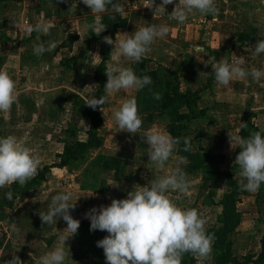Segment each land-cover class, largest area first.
<instances>
[{
  "label": "crops",
  "instance_id": "1",
  "mask_svg": "<svg viewBox=\"0 0 264 264\" xmlns=\"http://www.w3.org/2000/svg\"><path fill=\"white\" fill-rule=\"evenodd\" d=\"M159 2L161 0H156L157 4ZM120 3L124 6V10L120 14L127 18V24L116 31L113 37L114 43L118 41L121 35H131L136 26H143V24L169 25V34L164 38L156 39L151 45V51L142 59L146 60V63L150 62L176 73L181 92L199 91L197 106L199 109H205L206 114L203 118L194 119L190 123V127L200 129L199 125H193L205 121L203 128L198 131L208 133L216 148L229 144V155L224 150L219 155H223L229 161L226 162L225 167L228 165L231 167L235 161L233 158L235 148L230 147L228 132L238 133L239 125L251 113L256 114L254 117L256 126L260 128L261 125H264V78L259 81H253L250 77L233 78L226 86L217 85L212 74L211 65L206 63L220 62L221 60L231 62L234 58H238L244 61L243 66L246 69L255 67L264 71V54L258 56L251 54V47L257 39L251 37L239 41L241 33L254 34L260 39H264V0H215L217 8L215 18L211 16L201 18L199 13L189 14L184 24H176L174 21L167 19L168 11L172 10L174 3L166 5V10L163 13L143 6L144 0H120ZM246 4L250 7L249 12L246 8L241 9ZM104 13L94 15L79 0H5L0 2V70L8 72L15 82L16 101L13 103V108H11L12 113L16 114L24 108L25 112L30 111L34 114L32 119L24 121L14 120L8 122L5 120L6 118L2 119L5 114H0V119L4 121V123L1 121L4 128L8 126L14 129L13 135L19 142L24 145L31 143L29 147L33 146V148H30V150L40 160L54 159L49 163H41L38 167L58 161V155L63 152V141L65 140L63 138L64 140L59 141L54 137L56 124L49 119H38V113L42 110V112H45L46 118L58 117L63 111L62 101L64 95L69 92V95L76 94L84 100L99 97L97 93L99 86L94 79L95 71L99 65L93 66L91 64H100L103 58H106V63L111 62L107 59L113 45L103 41V37L107 36L105 31L111 28L104 24V30L97 35L90 31L89 25L94 23L97 15L102 23ZM143 13L149 17L147 21H143L144 16H141ZM16 19H23L29 24L35 23L37 20H43L50 24L49 33L18 31L12 23ZM69 34L78 35V40L72 46H61L67 40ZM49 41L56 44L51 52L46 51L41 55L34 54V45L44 43L46 46ZM95 44L98 45V48ZM198 49H203V51H198ZM73 56H78V61L75 64L73 63L74 65L65 66L62 64L64 57L71 58ZM121 62L125 67L137 65V63L126 59ZM210 78L212 80L209 82ZM138 95L139 91H136L135 100L137 105L139 103ZM105 96L108 100L109 94L105 93ZM36 97L41 98L40 104L35 100ZM107 102L101 108L103 123L98 128V136L102 141V145L89 149L83 158L73 161L65 169L53 168L46 175L45 181L27 192L26 196L20 197L24 199L20 207L23 204L33 203L32 197H35L33 192H40L42 196L48 191L69 190L72 188L75 179L81 183V186L78 185L79 192H85L87 196L86 199H83L84 202L81 207L70 212L73 218L80 215L84 209L88 211L91 206L93 207L91 205L93 202L88 199V197H93V194L102 197L97 207L110 204V198L107 196L109 190L106 186V179L109 176L114 177L115 173L114 171L102 169L99 158L101 156L117 157L122 161V165H126V159L119 154L123 152V148L118 150L117 147L120 145L116 147L112 145V140H117V135L114 133L116 125L115 122L107 120L108 116L105 112V109L108 108ZM70 105L72 117L75 116L76 138L85 142L88 139L87 132L91 126V119L75 114L72 99ZM149 121L150 123L147 122L143 126L146 127L145 130L153 127V120ZM20 129L23 131H19ZM2 134L3 131H0V136ZM134 138L136 139L134 140L135 149L140 148V154H147L148 146L143 142L141 134H136ZM26 140L29 142L26 143ZM176 156L181 157L180 154ZM80 163L84 167L81 171L75 169V166ZM221 169L223 168L221 167ZM182 170L188 179L194 178L196 172H198L189 171L185 167ZM166 171L170 170L164 168H159L154 172L146 170L147 174L144 178L148 177L150 179L153 175H163ZM239 171V167L232 170L238 175ZM120 175L132 177L130 182L134 183V175L131 170L124 168ZM98 176L102 178L98 179V188L94 190L92 185L89 184L90 179L95 180L94 178H99ZM85 178H88L89 181L86 180L88 183L83 182ZM62 184H65V186ZM263 187L264 184H261L257 190L247 191V193L255 197ZM5 191H7V188L0 189V193ZM128 191H124L123 194H127ZM180 193L179 191H171L167 194L179 198ZM192 200L196 201V199ZM0 201L3 204L5 203V199L2 197ZM214 203H218V201ZM214 203L212 202V204ZM183 206L185 207V205ZM178 207L181 208L180 205ZM198 207H200V204L196 206V208ZM2 209L6 210L3 211ZM15 212H17V209L14 208V205L13 207L5 206V204L0 206V224L8 222ZM205 219L208 218L205 217ZM58 220L62 219L54 220L51 225H44L42 222L40 224L29 223L28 231L25 230L22 237H18L17 240H9L8 237L5 241L4 238L0 239V261L2 264H11L10 260L15 257L20 259V264H36L41 254L51 250L58 243L57 235L58 233L59 235L62 234L57 228L60 225ZM83 222H86L85 228L87 229L83 227ZM239 227L236 232H238ZM83 233L87 236L84 237ZM63 234L70 233L63 232ZM105 235H107L105 231L90 230V221L85 217L84 220L80 221L77 232L68 238L73 239L70 246H64L66 251L65 264H105L102 248L97 247V244L84 247V244H88L85 242L98 241ZM75 239L84 242L81 248L75 247ZM18 240L24 245L33 242V240L39 242L45 240L47 244H45L46 248L41 247L40 251L29 252L27 247H21V249L15 247L14 243H18ZM52 241L56 242L55 245ZM11 244L13 245L11 246ZM12 248L16 250L14 251ZM240 254L245 256L249 252Z\"/></svg>",
  "mask_w": 264,
  "mask_h": 264
},
{
  "label": "clouds",
  "instance_id": "2",
  "mask_svg": "<svg viewBox=\"0 0 264 264\" xmlns=\"http://www.w3.org/2000/svg\"><path fill=\"white\" fill-rule=\"evenodd\" d=\"M86 5L90 12L103 13L106 10L120 14L124 10L120 0H79ZM168 11L167 19L176 24H184L189 14L199 13L216 17L215 0H144L143 6L163 13L166 5L173 4ZM18 31L26 33L48 34L50 24L37 20L29 24L23 19L12 22ZM90 31L99 35L105 28L100 17L95 16L94 23L89 25ZM167 24H149L135 27L131 35L119 36L118 41L110 36H104L103 41L113 45L109 54L111 62L104 64L107 76L104 84L106 94L120 90H142L151 85L148 75H137L131 67L122 64V58L138 63L151 51V45L156 39L169 34ZM127 33V32H126ZM116 39V37H115ZM56 47L55 42L49 41L34 45L33 52L41 55L51 52ZM203 51V49H198ZM251 54H264V39H257L251 47ZM210 64L212 74L217 85L226 86L233 78L250 77L253 81L264 78V71L255 67L246 69L242 59L234 58L231 62L221 60ZM91 65H99L92 63ZM156 99L159 94H153ZM16 101L15 82L8 72L0 70V112L7 111ZM107 96L92 97L84 103L93 109L103 106ZM111 119L115 122L116 130H124L132 134L139 133L142 120L138 114L137 103L134 98L123 101L119 107L113 108ZM240 128L247 125L241 122ZM261 130L242 137L237 132H228L230 147L239 148L235 163L240 171L238 186L243 191H255L264 184V125ZM142 140L148 146V161L157 168L163 169L172 154L181 144L180 138H174L167 132L150 128L140 133ZM183 151L191 150L189 137L183 138ZM176 164L163 175L153 176L146 184H134L125 198H113L108 205L93 206L85 212L90 221V230L105 231L99 239L97 247L103 249L105 264H180L184 253H191L198 259V264L207 260L212 249L213 236L205 228L206 219L194 208L182 209L169 199L170 191L183 192L190 195L189 182L185 172L180 167L183 157L175 158ZM40 159L14 135L0 136V189L4 192V199L12 200L13 193L10 186L13 183L24 185L31 179L40 165ZM66 180V178H65ZM67 182V181H66ZM112 185V184H109ZM75 207L72 202V192L58 191L52 195L46 211H39L42 224L51 225L54 220L62 219L70 234H60L58 243L49 251L41 254L36 264H65L66 240L78 230L80 221L70 214ZM11 264H20L18 257L13 258Z\"/></svg>",
  "mask_w": 264,
  "mask_h": 264
},
{
  "label": "rangeland",
  "instance_id": "3",
  "mask_svg": "<svg viewBox=\"0 0 264 264\" xmlns=\"http://www.w3.org/2000/svg\"><path fill=\"white\" fill-rule=\"evenodd\" d=\"M158 3V2H157ZM160 3V2H159ZM244 8H246L249 12L250 7L246 4V6H243L241 9L243 10ZM236 13V12H235ZM141 16L143 17V21H147L149 19V17H147L145 15V13L141 14ZM146 24H143V26ZM95 37H97V35H95ZM97 40V38H96ZM100 41V39H98ZM95 46L98 48V45L95 44ZM93 53V52H91ZM90 53V54H91ZM89 54V55H90ZM68 59L69 57H64V59ZM124 60V59H122ZM129 67V66H127ZM133 69V65L130 66ZM147 69L151 72H156L155 75H153L151 77L152 83L151 84H156L155 87H157V90L153 91L154 93L159 94V96L163 95V88L161 84H164L167 79L169 78L171 81H173V77L170 75L168 76L167 72L165 71V69L163 67H160L159 65L153 64L148 62L147 63ZM135 72V70H134ZM136 73V72H135ZM70 93V92H69ZM69 93H66L64 95L62 104H63V111L62 113L57 117H52V118H46V114L45 112H42L41 108V112L38 113L37 118L38 119H42V120H47L49 119L50 121H52L53 123L56 124V129L53 133V136L56 137L59 141L64 140L63 138H66V133L65 131L70 128L71 126L75 127L76 126V122H75V116L73 115L72 117V113H71V94L69 95ZM135 94H136V90H128L127 92L124 90H120L118 92H114L112 94L109 95L108 97V102H107V107L105 109V112H107V120H111L112 122H114L111 119V113L113 108L119 107V105L125 101L128 98H134L135 99ZM138 99H139V95H138ZM35 100H37L38 104H40L41 102V98L36 97ZM159 104L154 103V106H157ZM142 106L143 104L141 103V101H139L137 107L139 109V115L141 117L142 120V124H141V128L138 130L139 133L136 134H140L142 132L145 131L146 127H143L145 125V123H150L149 120H147V116H149L150 112L145 111V112H141L142 111ZM13 105L5 112H0V114H5V117H2V119H5L6 121H14V120H30L34 117L33 112H25V110H23L24 108L20 109V112L12 113V109ZM156 109L154 111L151 112V114H154V119H153V127L150 128H154V129H159L161 131L167 132L166 129V124L168 123L169 118H167L166 115H161L160 112H162L158 107H155ZM39 110V111H40ZM141 110V111H140ZM38 111V110H37ZM36 117V116H35ZM0 119V131H3L2 136H7V135H13L14 134V129L7 127H3V123L4 121ZM254 119V118H253ZM1 121L3 123H1ZM253 121V120H252ZM71 122V124H70ZM7 123V122H6ZM69 124V125H67ZM205 124V121H201L198 122L197 125H193V126H198L199 128L202 129L203 126ZM200 129L197 128H189L188 130H186L185 134L187 137H189L191 140H193L194 144L192 147V152L194 154L200 155V156H204L205 154L209 157L208 161L212 166L214 165V160L210 159V157L214 154H220L221 151H225L228 153L229 155V144H225L222 145L218 148H216L214 146V144L212 143V141L210 140V137L208 135V133H203L201 131H198ZM19 131H23V130H19ZM115 134L117 135V140L113 139L112 140V145L113 146H118L117 149L119 150L120 148H123V152L119 153L121 154V156H123V158L126 159V165H124V168L131 170V173L134 175V183L130 182L132 177H123V175H119V176H109L106 179V183H107V189L109 190L107 192V196L110 198V202L113 198H125L127 194H123L124 191L126 190H130L131 187H133L134 184H140V185H144L146 184V181H149L153 178V175L150 179L148 177L144 178L145 175L147 174L145 171L146 170H150V171H155L159 168H157L151 161H148V155L147 154H140V148L135 149V141L136 140L134 137L136 134H132L129 133L127 131L124 130H114ZM168 133V132H167ZM26 143H28L29 141L26 140ZM31 143H28L27 146L29 149L33 148V146H30ZM124 150H126L127 152H125ZM178 153L174 152L172 154V158H170V160L168 161L167 165L165 166L164 169H168L171 170L175 164H176V160L175 158H177L178 156H176ZM182 157V155H181ZM54 159H50V160H40L41 163H49ZM226 162H229L228 160H225L224 163L220 164V167H222L224 169ZM40 163V164H41ZM188 162L185 160V158H183V162L180 164V167L183 169L184 167L187 168ZM215 166V165H214ZM83 166H81V163L77 166H75V169H80L79 171L83 170ZM96 170V168H95ZM138 171V172H137ZM97 172V171H96ZM109 175V174H108ZM208 173L206 172V170H200L198 172H196V175L194 178L192 179H188L189 182V191H190V195H185L183 192H181L179 195L180 197H173V196H169L167 194V196L169 197L170 200H172L177 206H181L182 209L185 208H194L197 209L198 212L205 218L207 217L208 219H206V224H205V228L206 231H209L210 228L214 227V226H218L217 223V216L220 212V207H218L216 205V203H214L215 201H219L223 194L226 192V185L224 182H218V183H210V180L207 178ZM99 177V176H98ZM102 177L99 178H94L90 179V183L93 187V189H97L98 188V179H100ZM88 178H85V183H88L87 181ZM72 188L69 189V191L72 192V202H75V207L73 209H77L78 207H81L83 204V199H86L87 193L85 192H79V188L78 185L81 186V183L76 181H73L72 183ZM112 184V185H109ZM65 186V184H62ZM9 190V189H7ZM35 190V189H34ZM62 190H66V189H61L59 191ZM214 190V191H212ZM262 190H264V187L262 188ZM58 191L56 192H47L45 193V195L40 194V192H33V194H35V197L33 198V203H27L26 205L23 204L20 207V204H22L24 202V199H19L20 197L22 198L23 196H26L25 194H17L19 195V197L17 195H14V199H13V203H14V208L17 209V212H15L11 219L3 224H0V239L4 238V241L6 240V238L8 237L9 240L11 239H15L17 240L18 237L21 238L23 235V232L26 230L28 231L29 228V223L30 224H40L41 223V219L39 217V211L43 212L46 211L47 209V205L52 197V195L56 194ZM171 193V191L169 192ZM173 193V192H172ZM213 193V194H212ZM209 194V195H208ZM91 195V194H90ZM4 197V192L0 193V198ZM88 199H91V201L93 202L91 205L93 206H98V204L101 202L102 197L93 194V197H88ZM192 199H196V201L192 200ZM5 201H7V199H5ZM186 201V203H185ZM240 203L237 204L238 209L241 213L242 216V224L240 225L238 232H236V234H234L233 238L235 241V247H234V251L236 254L241 255L240 253L242 252H249V255H252L253 257H257L261 251V238L263 236L264 233V205H260L256 202V196L254 197L253 195L249 194H245L244 197H240L239 199ZM1 202V201H0ZM206 202V203H204ZM212 202L214 204H212ZM185 203V204H184ZM195 203L192 207L191 205ZM200 204V207L196 208L197 205ZM185 205V207L183 206ZM3 206V205H2ZM190 206V207H189ZM92 208V206H91ZM90 208V209H91ZM73 209H70L69 211L72 212ZM3 211L6 209H2ZM87 210H83V212L80 215H77L76 219H79V221H82L85 219V212ZM60 222V225H58V230L61 231V233L63 232H68L66 231L67 229L64 228L66 227V224L64 221L62 220H58ZM86 227V226H85ZM5 228V230H4ZM87 229V228H85ZM63 231V232H62ZM7 232V233H6ZM30 232V231H29ZM84 234V237H86L87 235ZM4 235H6L4 237ZM59 235V233H58ZM57 235V236H58ZM73 240V239H71ZM71 240L68 239L66 240V244L64 246H70L71 244ZM45 243H44V242ZM42 242H39L37 240H33V242H29L26 243L25 245L23 243L20 242V240H18V243H14L15 247L21 249V247H27L29 248V252H35V250L40 251L42 248L44 247L46 248L45 244H47V242L45 240H43ZM55 241V240H54ZM54 245L56 242H54ZM96 240L94 241H89V242H85L88 244H84V247H88L90 246H94L96 245ZM84 242H82L81 240H77L75 239V247L76 248H81L83 246ZM7 244V243H6ZM238 244V245H237ZM10 245V243L8 244V246ZM13 244H11L12 246ZM14 248H12L13 250ZM16 249H14L15 251ZM216 262V253L213 249H211L210 255L207 258V260L203 261V264H215ZM180 264H198V259L191 253H184L181 256V261Z\"/></svg>",
  "mask_w": 264,
  "mask_h": 264
},
{
  "label": "trees",
  "instance_id": "4",
  "mask_svg": "<svg viewBox=\"0 0 264 264\" xmlns=\"http://www.w3.org/2000/svg\"><path fill=\"white\" fill-rule=\"evenodd\" d=\"M5 1V0H0ZM102 23L108 25L110 30H106L105 34L110 36L112 39L119 28L125 27L127 24V18L123 17L121 14H117L113 11L106 10L102 16ZM254 34H244L239 35V41L244 39H260ZM79 38L76 34H69L67 40L61 44V46H72V44ZM72 61V62H71ZM78 61V56H73L68 59H64L62 64L65 66H72ZM70 62V63H69ZM147 61L142 59L133 67L137 75L143 76L148 75L152 77L156 72H151L147 69ZM74 63V64H73ZM104 64H106V58H103L99 66L97 67L94 75V79L98 84V96H105L104 84L106 83L107 76L104 72ZM168 76H172L174 79L171 81L169 78L163 85V95L159 96L158 99L154 97V90L156 84H151L146 86L144 89L139 90V101L143 104L142 111L150 112L147 116V120H153L154 114H151L158 107L162 112L161 115H166L169 118L166 124L167 132L174 138H180L181 144L177 146V153L182 155L183 158L188 162L187 170L189 171H200L206 170L208 173L207 178L216 183L224 181L226 185V192L223 194L222 198L216 203L220 207V212L217 216L218 226H214L207 231L213 236L212 249L216 253L215 264H264V235L261 238V251L259 255L255 258L252 255H239L234 251L235 241L234 234H236L237 228L242 222V216L238 209V202L241 196L247 194V191H243L238 186V181L241 179L238 174L232 172L233 169L238 168L235 163L229 167L226 166L221 169L220 164L224 163L226 158L223 155H212L210 159L214 160V165L212 166L208 161L209 157L205 154L200 156L192 152L193 140L191 142V150L183 151V138L186 137V130L189 129L190 123L197 118H203L206 114L205 109H199L197 106L199 100V91H187L181 92L179 87L178 76L174 72L165 70ZM212 79H209V82ZM72 103L74 107V112L78 116H86L91 119V126L87 132L88 139L85 142L77 140V128L76 126L68 128L66 133V138L63 141L64 147L63 152L58 155L59 160L45 165L43 167H38L35 175L29 179L24 185L14 184L10 187V190L14 195L26 194L34 187L40 185L46 180V175L53 168H67L73 161L79 160L84 157L86 152L91 148H97L102 145V141L98 136V128L103 123V118L101 115V108L103 106H97L96 109L91 108L86 105L82 97L76 94H71ZM154 103L159 105L154 106ZM138 109V107H137ZM139 113V109H138ZM256 114L251 113L245 119L244 123L247 125L246 128H240L238 134L242 137L248 136L249 133L260 131L261 129L254 123V117ZM253 120V121H252ZM218 142V140H216ZM239 148H235L233 152V158L239 152ZM208 160V161H207ZM100 167L107 171H114L115 176H119L121 171L124 169L122 161L117 157L101 156L99 158ZM104 190V189H103ZM18 196V195H17ZM12 200L5 201V206L13 207L14 203ZM256 202L260 205H264V190L259 191L256 196ZM0 202V206L4 205ZM86 222H83V227L85 228ZM0 264L2 262L0 261Z\"/></svg>",
  "mask_w": 264,
  "mask_h": 264
},
{
  "label": "water",
  "instance_id": "5",
  "mask_svg": "<svg viewBox=\"0 0 264 264\" xmlns=\"http://www.w3.org/2000/svg\"><path fill=\"white\" fill-rule=\"evenodd\" d=\"M21 199V198H20Z\"/></svg>",
  "mask_w": 264,
  "mask_h": 264
}]
</instances>
